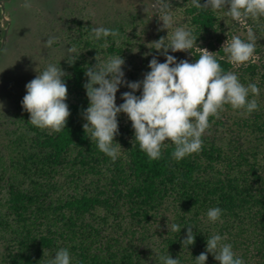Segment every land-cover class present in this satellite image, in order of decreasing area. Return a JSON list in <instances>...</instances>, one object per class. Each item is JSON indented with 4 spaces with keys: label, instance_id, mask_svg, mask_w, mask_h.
Returning <instances> with one entry per match:
<instances>
[{
    "label": "trees",
    "instance_id": "1",
    "mask_svg": "<svg viewBox=\"0 0 264 264\" xmlns=\"http://www.w3.org/2000/svg\"><path fill=\"white\" fill-rule=\"evenodd\" d=\"M177 6L183 7L185 29L196 43L207 41L225 72L235 73L245 86H258L259 96H248L257 100L258 110L242 114L225 105L219 119L209 117L201 150L179 161L172 157L170 140L162 144L159 159L149 160L129 121L118 126L113 146L121 147L113 162L83 129L82 113L89 106L83 84L88 56L120 55L122 47L111 35L96 40L93 25L84 27L70 15L67 26L73 32L64 36L65 48L75 45L81 53L73 65L67 56L55 62L67 73L65 128L33 126L20 102L8 111L13 128L0 131V264H47L62 248L69 251L70 264H162L160 257L167 255L180 264H196L214 234L245 264H264V67L252 61L233 65L222 49L215 51L212 40L223 25L222 8L197 9L192 0ZM66 10V16L73 12ZM136 18L130 13L125 21L132 24ZM100 27L125 28L108 19ZM189 53V62L199 58L194 46ZM215 207L222 214L211 222L207 211ZM173 224L180 232L171 230ZM188 225L195 243L183 247ZM207 255L205 264H219Z\"/></svg>",
    "mask_w": 264,
    "mask_h": 264
},
{
    "label": "clouds",
    "instance_id": "2",
    "mask_svg": "<svg viewBox=\"0 0 264 264\" xmlns=\"http://www.w3.org/2000/svg\"><path fill=\"white\" fill-rule=\"evenodd\" d=\"M192 5L197 9L211 8L214 11L226 7V14L235 21L264 17V0H205L203 4L200 0H192ZM22 6L31 8L32 5L29 0H25ZM157 6L161 13L159 19L163 22L158 30L172 28L170 4L166 0H157ZM91 33L96 40L120 35L119 30L104 27H94ZM165 38L153 41L154 49L160 50L166 57L165 62H158L153 56L148 65L150 71L144 74L142 80L125 79L122 67L125 60L121 56L110 57L101 63L96 55L97 62L85 71L88 79L83 87L86 89L89 106L82 113L86 121L83 129L91 141H96L98 149L113 162L121 147L119 143L113 146L114 138L119 134L120 113L126 114L131 121L134 139L149 160L159 159L162 144L170 140L175 146L172 157L179 161L201 150L202 135L210 126L209 117L219 119L225 105H230L234 110H243L242 114H251L259 108L256 99L248 100L249 93L259 96L258 86L255 83L245 86L235 73L225 72L206 48H200L199 58L194 62L187 59L177 62L176 57L169 54V49L175 53L193 48L197 37L190 30L178 27L168 37L167 43ZM54 42L55 38L50 37L44 46L50 48ZM255 48L256 36L249 27L246 41L239 36H232L223 51L229 63L247 66L246 62L252 60ZM4 50V47L0 48V51ZM80 53L75 45L70 46L66 54L68 64L73 65ZM65 75L67 73L59 62L49 64L25 85L26 94L21 104L30 114L29 122L33 126L54 132L65 128L70 116L66 103L68 88L63 80ZM121 85H126L131 91L121 93L123 103L117 105L116 93ZM141 89V94L136 95ZM221 214L219 207L207 211L211 222L219 220ZM180 229L177 224L171 226L174 232H180ZM222 240L219 234L210 236L206 241V251L195 257L196 264H205L207 253H211L219 264H245L241 257L235 255L232 245ZM194 243L193 226L188 225L186 237L181 244L188 247ZM70 260L68 249L62 248L47 264H70ZM160 260L162 264H180L179 259L171 255L161 256Z\"/></svg>",
    "mask_w": 264,
    "mask_h": 264
},
{
    "label": "rangeland",
    "instance_id": "3",
    "mask_svg": "<svg viewBox=\"0 0 264 264\" xmlns=\"http://www.w3.org/2000/svg\"><path fill=\"white\" fill-rule=\"evenodd\" d=\"M0 41L6 28V36L3 43L4 51L0 52V131L13 128L8 111L20 103L26 94L25 85L30 82L38 72H42L49 64L56 61H64L67 51L65 37L72 33L67 26L69 16L75 15L78 20L93 27H100L107 19L121 21L124 29L116 37V43L122 47V54L111 55L105 51H98L96 55L99 62L103 63L113 56H121L125 60L122 66L127 81H138L144 78V74L150 71L148 67L150 60L155 56L158 62H165L166 57L160 50L154 49L153 41L160 37H168L178 27L185 28V15L183 7L177 6L182 0H166L170 4L169 12L173 16V26L170 29L158 30L163 22L159 19L161 13L158 10L157 0H29L31 8H24L25 0H0ZM177 2V4H176ZM67 8L66 16L63 8ZM226 7L222 8L220 18L222 26L218 32L219 36L213 39L215 51L227 46L232 36H239L247 40V30L252 28L256 36V48L252 62L260 68L264 67V21L258 19H246L235 21L227 13ZM65 12V13H66ZM135 14L134 23H127L129 14ZM74 28V25H70ZM54 37L55 42L50 48L44 46V42ZM202 42V43H201ZM207 41L195 43L194 49L206 47ZM107 45L108 42L103 43ZM201 44V45H200ZM223 46V47H222ZM2 47V48H3ZM104 49V48H102ZM105 50V49H104ZM86 51V47L83 50ZM214 51V53H215ZM169 54L177 56V62L188 58V51H177ZM96 55L88 56L87 68L97 61ZM247 63V62H246ZM131 91L126 85L119 86L116 93V104L123 103L121 93ZM141 90L135 94L140 95ZM126 114H118V126L129 124ZM4 198V191L0 193V202ZM3 252L0 240V256Z\"/></svg>",
    "mask_w": 264,
    "mask_h": 264
},
{
    "label": "water",
    "instance_id": "4",
    "mask_svg": "<svg viewBox=\"0 0 264 264\" xmlns=\"http://www.w3.org/2000/svg\"><path fill=\"white\" fill-rule=\"evenodd\" d=\"M0 7H1V13H2V3L1 2H0ZM5 36H6V28L4 29L3 36H2L1 41H4L5 40ZM2 47H3V43H0V48H2Z\"/></svg>",
    "mask_w": 264,
    "mask_h": 264
}]
</instances>
